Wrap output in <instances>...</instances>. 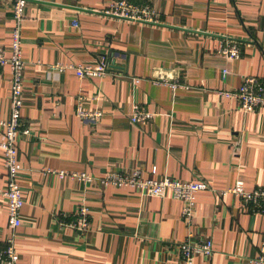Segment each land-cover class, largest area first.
Returning a JSON list of instances; mask_svg holds the SVG:
<instances>
[{"label": "crops", "instance_id": "obj_1", "mask_svg": "<svg viewBox=\"0 0 264 264\" xmlns=\"http://www.w3.org/2000/svg\"><path fill=\"white\" fill-rule=\"evenodd\" d=\"M112 1L29 0L25 8L21 115L31 136L19 142L25 204L18 264H180L178 245L205 239L214 252L194 264H255L264 215L222 191L239 181L249 192L264 189V109L245 113L221 93L238 89L245 77L264 78V0H129L151 4L161 15L157 24L104 15ZM12 7L0 0L6 56ZM226 40L239 43V59L218 54ZM104 56L115 67L101 79L52 70ZM11 77V68L0 66V120L10 116ZM161 80L179 86L155 83ZM79 103L102 116L81 118ZM136 103L155 115L147 126L129 118ZM135 170L146 179L207 182L209 189L196 194L192 223L184 220L185 203L170 193L142 197L102 182L110 171ZM61 172L94 180L84 184ZM6 181L0 148V188ZM83 203L89 229L65 226ZM10 236L8 203L0 196V248Z\"/></svg>", "mask_w": 264, "mask_h": 264}, {"label": "built area", "instance_id": "obj_2", "mask_svg": "<svg viewBox=\"0 0 264 264\" xmlns=\"http://www.w3.org/2000/svg\"><path fill=\"white\" fill-rule=\"evenodd\" d=\"M14 14V27L12 32L11 55L6 56L0 52V66L11 68L10 82V116L6 120H0V129L4 132V141L0 143L3 150L4 166L7 172L6 185L0 188V196H3L8 203V228L11 236L7 239L4 247L0 248V264H18L19 255L15 244L16 232L22 224L21 212L25 201L22 188L19 184L20 165H19V142L22 137L31 136V129L22 122L21 111L24 106V70L26 63L23 58L22 49V28L25 22V8L29 0H10ZM104 15L124 19L132 22L146 24H157L160 22V13L149 3H134L129 0L112 1L105 10ZM218 54L229 59L237 60L242 55V50L238 42L226 40L218 50ZM115 67L110 57L104 56L96 63L56 65L52 70L64 71L72 69L76 72L79 79L85 78H104L110 74ZM227 72L225 71L224 74ZM164 84L176 89L179 84H168L161 80L155 82ZM223 96L235 99L245 113H254L264 109V78L245 77L241 86L233 91H223ZM81 100V97L80 99ZM77 115L90 122H95L102 116L101 112L86 111L79 103ZM154 114L142 108L139 104H133L129 118L131 122L138 126H147L154 118ZM72 178L82 181L84 184L94 180L86 173L67 174ZM60 173L63 178L67 176ZM105 185L117 187L129 186L137 189L142 197H162L169 193L177 200L185 203L183 217L191 224L193 221V209L196 194L200 191L209 189L207 182L182 181L165 177L163 179H146L139 170L129 173L110 171L102 178ZM235 194L239 196L252 213L264 215V189H257L252 192L245 190L244 182L239 181L229 190L222 191V194ZM72 229L86 231L90 227V210L86 204L80 206L78 215L72 222L64 223ZM214 252L212 240L205 239L199 244L189 240L178 245V259L180 264H194V259L198 255L205 257L212 256ZM255 264H264V239L259 246V254L253 260Z\"/></svg>", "mask_w": 264, "mask_h": 264}]
</instances>
